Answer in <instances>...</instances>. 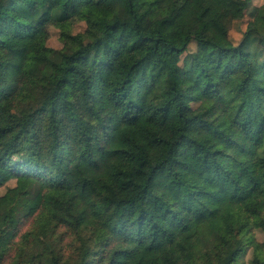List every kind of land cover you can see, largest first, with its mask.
I'll return each mask as SVG.
<instances>
[{
    "label": "trees",
    "instance_id": "16d2710c",
    "mask_svg": "<svg viewBox=\"0 0 264 264\" xmlns=\"http://www.w3.org/2000/svg\"><path fill=\"white\" fill-rule=\"evenodd\" d=\"M123 1L0 0V264H264V4Z\"/></svg>",
    "mask_w": 264,
    "mask_h": 264
},
{
    "label": "rangeland",
    "instance_id": "374dc122",
    "mask_svg": "<svg viewBox=\"0 0 264 264\" xmlns=\"http://www.w3.org/2000/svg\"><path fill=\"white\" fill-rule=\"evenodd\" d=\"M208 4L212 6H219L224 11L232 15H238L242 13L241 6L237 3L228 1V0H205ZM109 4L115 7L124 20H129L131 18L130 14L127 11V6L123 0H108ZM252 5L260 6L264 4V0H251ZM250 20V10H247L242 18L236 19L233 22L231 28V37L235 43H238L242 38L243 34L247 28V24ZM86 29V24L84 22H76L72 25V31L74 33L83 32ZM48 45L57 50H62L65 47L63 40L60 38V30L56 27H51V37L48 41ZM206 46L197 42H192L186 52L181 57V67L183 69L184 74L193 82L197 83V86H201L204 82V78L201 75L199 69V62H202L206 59ZM155 61V56H146L142 59V62L138 65L137 70L135 71L133 78L136 81H140L146 78L152 69L153 63ZM15 75L11 72L7 75L8 82L15 80ZM198 106V105H197ZM264 141V136L260 139L259 142L253 144L248 151L245 153V157L249 160H255L257 158L260 147L262 146ZM1 173V169H0ZM16 184V180L13 179L9 181L5 186L0 187V192L5 193L8 187H12ZM3 213L6 211V207H2ZM33 219H23L20 228L19 235L16 239L17 242L20 240L22 234L28 231L33 225ZM62 231L64 229H61ZM257 237L259 240L264 239V234L260 231H256ZM69 244V242H68ZM251 251L245 255L243 260L248 262L251 258ZM10 259L6 260L4 264H9Z\"/></svg>",
    "mask_w": 264,
    "mask_h": 264
}]
</instances>
